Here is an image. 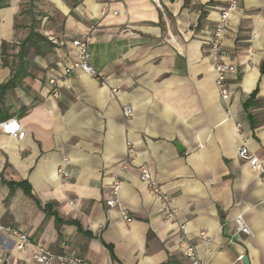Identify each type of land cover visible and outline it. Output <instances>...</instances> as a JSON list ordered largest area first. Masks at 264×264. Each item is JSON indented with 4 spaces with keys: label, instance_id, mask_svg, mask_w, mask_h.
I'll return each mask as SVG.
<instances>
[{
    "label": "crops",
    "instance_id": "1",
    "mask_svg": "<svg viewBox=\"0 0 264 264\" xmlns=\"http://www.w3.org/2000/svg\"><path fill=\"white\" fill-rule=\"evenodd\" d=\"M107 1L0 8V122L17 116L25 134L0 131V221L92 264H189L177 224L164 221L140 178L145 165L206 263L264 264V179L238 157L248 137L264 166V0H239L224 34L226 61L237 68L229 111L209 56L227 0ZM88 35L100 77L75 69L54 97L49 80L73 68V41ZM129 149L135 165L123 170ZM239 214L250 235L237 232ZM35 251L0 235V264H37Z\"/></svg>",
    "mask_w": 264,
    "mask_h": 264
},
{
    "label": "built area",
    "instance_id": "2",
    "mask_svg": "<svg viewBox=\"0 0 264 264\" xmlns=\"http://www.w3.org/2000/svg\"><path fill=\"white\" fill-rule=\"evenodd\" d=\"M119 0H108L109 6L113 2ZM239 6V0H227V4L223 10L218 14L216 25L209 38V56L212 62V66L215 70V82L219 90L221 99L227 104V110L229 111L228 101L231 97V90L229 88V78L232 75H236L237 68L228 63L226 59L229 57V52L223 45L224 34L230 22L232 14L237 11ZM117 15L118 12H115ZM92 42L91 36H86L83 39H77L73 41V46L76 50V61L73 68L68 69L64 74L58 78H52L49 80V84L52 86V95L58 97L60 94L58 83L64 82L67 76L75 69H81L86 74L98 78L100 74L93 68L90 63L89 45ZM114 94L120 92L118 89L113 90ZM132 113V109L129 106L123 108V115L125 118H129ZM238 132L241 131V125H237ZM0 131L11 134L18 138H24V133L21 131V124L17 116L11 117L5 121L0 122ZM250 139L244 137L241 142V146L238 149V157L243 160H247L251 164V168L262 174L264 179V166L260 160L250 152L249 148ZM135 152L133 149H129L128 158L122 164V169H127L129 166L135 165L134 160ZM140 178L147 185L151 195H153L161 205V211L163 213L165 222H175L179 230V243L183 249L184 255L189 260V264H208L202 259L198 253L195 243L189 238L187 234L186 224L178 221L177 212L172 204V200L162 190L158 180L151 174L149 168L145 165L139 167ZM60 177L65 180L69 177V173L65 169H59ZM121 189V182L115 180L112 185V197L107 202L108 206L113 208L118 205V194ZM122 216L126 222L130 223L132 218L127 210H122ZM234 222L237 226V232L242 234H251V230L246 223L244 216L239 214L235 217ZM0 235L10 236L15 240L16 248L19 251H25L28 246H34L35 253L33 259L37 264H92L82 256L75 253L68 252H53L41 246L35 245L30 237L21 229L14 228L8 224H4L0 221ZM200 239L202 241L207 240V234L205 232L200 233Z\"/></svg>",
    "mask_w": 264,
    "mask_h": 264
},
{
    "label": "trees",
    "instance_id": "3",
    "mask_svg": "<svg viewBox=\"0 0 264 264\" xmlns=\"http://www.w3.org/2000/svg\"><path fill=\"white\" fill-rule=\"evenodd\" d=\"M5 5H6L5 0H0V8L4 7ZM34 35L35 34H32L30 36V38L26 41V43H29V41H32L31 39L33 38ZM24 48H25V46L22 47V50H24ZM23 52H25V50ZM248 106H249V103L246 104V107H248Z\"/></svg>",
    "mask_w": 264,
    "mask_h": 264
},
{
    "label": "water",
    "instance_id": "4",
    "mask_svg": "<svg viewBox=\"0 0 264 264\" xmlns=\"http://www.w3.org/2000/svg\"><path fill=\"white\" fill-rule=\"evenodd\" d=\"M176 146L177 148L182 151V148L180 147V145L178 143H176ZM244 262L247 264L248 263V260H247V257L244 258Z\"/></svg>",
    "mask_w": 264,
    "mask_h": 264
},
{
    "label": "rangeland",
    "instance_id": "5",
    "mask_svg": "<svg viewBox=\"0 0 264 264\" xmlns=\"http://www.w3.org/2000/svg\"><path fill=\"white\" fill-rule=\"evenodd\" d=\"M26 8H27V7H26ZM28 8H31V7L28 6ZM39 10H40V9H39ZM31 11L33 12L32 8H31ZM37 12H38V10H37Z\"/></svg>",
    "mask_w": 264,
    "mask_h": 264
}]
</instances>
